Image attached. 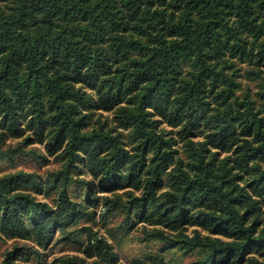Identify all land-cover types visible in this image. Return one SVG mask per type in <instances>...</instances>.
Wrapping results in <instances>:
<instances>
[{
    "label": "trees",
    "instance_id": "16d2710c",
    "mask_svg": "<svg viewBox=\"0 0 264 264\" xmlns=\"http://www.w3.org/2000/svg\"><path fill=\"white\" fill-rule=\"evenodd\" d=\"M35 144L60 164L0 175V264L58 232L52 264H121L79 225L118 213L163 245L130 264H264V0H0V156Z\"/></svg>",
    "mask_w": 264,
    "mask_h": 264
},
{
    "label": "rangeland",
    "instance_id": "374dc122",
    "mask_svg": "<svg viewBox=\"0 0 264 264\" xmlns=\"http://www.w3.org/2000/svg\"><path fill=\"white\" fill-rule=\"evenodd\" d=\"M17 144L16 140L8 139L2 143V148L7 150L9 146H14ZM45 154L43 145L35 144L26 147L23 151L19 150L16 152H9L0 156V175L8 174L11 172L24 170L32 171L42 176H46L49 170L57 169L60 162L55 160L53 156L49 155L47 160L39 159V155L35 154ZM75 183L71 184L69 188L72 189V194L75 195L76 187ZM76 189V190H75ZM82 190V189H81ZM39 197H41L39 195ZM53 195H50L49 200ZM78 198L83 200L77 193ZM99 209V208H98ZM124 215L118 213L107 226L101 225V219L99 215H96V221L92 220V216H88L83 219L79 225L89 224L96 227L102 234H105L111 242H113L114 247L117 252V262L121 264H130L131 260L137 256H143L146 253L156 252L163 246L161 242L158 241H143L140 239L139 229L132 228L131 232L120 224ZM138 226H142L139 223ZM60 236V232L57 233L55 238L49 242L48 245L42 247L37 245L32 240L19 241L22 245L34 244L35 249L28 256L26 264H52L54 258L64 255L78 254L82 256L83 254L77 252L74 248L72 242L57 241L56 238ZM15 241L8 238L0 237V260L4 252L13 247ZM165 256L167 264H193L192 262L196 259V254H183L178 248H171L167 251H162ZM88 262L94 260L93 258H86Z\"/></svg>",
    "mask_w": 264,
    "mask_h": 264
}]
</instances>
